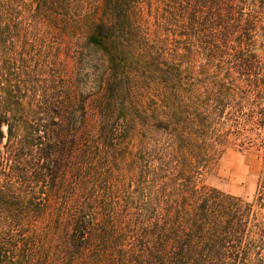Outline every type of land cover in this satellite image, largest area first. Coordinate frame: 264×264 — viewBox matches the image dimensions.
<instances>
[{
  "label": "trees",
  "instance_id": "1",
  "mask_svg": "<svg viewBox=\"0 0 264 264\" xmlns=\"http://www.w3.org/2000/svg\"><path fill=\"white\" fill-rule=\"evenodd\" d=\"M0 264H264V0H0Z\"/></svg>",
  "mask_w": 264,
  "mask_h": 264
},
{
  "label": "rangeland",
  "instance_id": "2",
  "mask_svg": "<svg viewBox=\"0 0 264 264\" xmlns=\"http://www.w3.org/2000/svg\"><path fill=\"white\" fill-rule=\"evenodd\" d=\"M261 167L262 161L255 154L227 150L205 184L226 194L251 199Z\"/></svg>",
  "mask_w": 264,
  "mask_h": 264
}]
</instances>
